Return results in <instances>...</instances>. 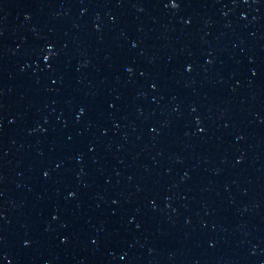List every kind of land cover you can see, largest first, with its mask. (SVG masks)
<instances>
[{"label":"water","instance_id":"water-1","mask_svg":"<svg viewBox=\"0 0 264 264\" xmlns=\"http://www.w3.org/2000/svg\"><path fill=\"white\" fill-rule=\"evenodd\" d=\"M0 264H264V0H0Z\"/></svg>","mask_w":264,"mask_h":264}]
</instances>
